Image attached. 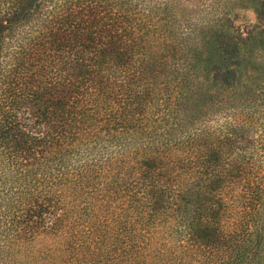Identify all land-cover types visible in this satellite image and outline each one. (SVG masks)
Wrapping results in <instances>:
<instances>
[{"label":"trees","instance_id":"1","mask_svg":"<svg viewBox=\"0 0 264 264\" xmlns=\"http://www.w3.org/2000/svg\"><path fill=\"white\" fill-rule=\"evenodd\" d=\"M0 264H264V0H0Z\"/></svg>","mask_w":264,"mask_h":264},{"label":"rangeland","instance_id":"2","mask_svg":"<svg viewBox=\"0 0 264 264\" xmlns=\"http://www.w3.org/2000/svg\"><path fill=\"white\" fill-rule=\"evenodd\" d=\"M238 14V24H241L242 27L255 24L258 21L255 8L250 2L245 7L238 9Z\"/></svg>","mask_w":264,"mask_h":264}]
</instances>
